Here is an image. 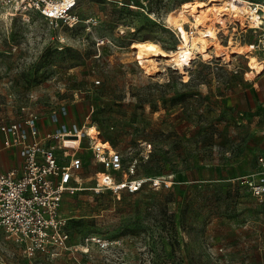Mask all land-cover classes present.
I'll return each instance as SVG.
<instances>
[{
    "label": "rangeland",
    "instance_id": "1",
    "mask_svg": "<svg viewBox=\"0 0 264 264\" xmlns=\"http://www.w3.org/2000/svg\"><path fill=\"white\" fill-rule=\"evenodd\" d=\"M183 1L78 0L72 26L0 7V122L35 112L42 131L66 123L84 132L77 151L57 150L83 162L61 205L66 243L29 255L0 231V264H264V201L238 181L257 171L264 144L245 96L250 52L234 62L196 58L185 78L162 57L146 73L132 47L175 48L165 21ZM237 33L221 39L254 45L264 59L262 29ZM89 126L120 156L105 186Z\"/></svg>",
    "mask_w": 264,
    "mask_h": 264
},
{
    "label": "built area",
    "instance_id": "2",
    "mask_svg": "<svg viewBox=\"0 0 264 264\" xmlns=\"http://www.w3.org/2000/svg\"><path fill=\"white\" fill-rule=\"evenodd\" d=\"M64 0H0V7L10 16L30 19V12L39 13L49 21L65 20L70 26L79 21L74 12L78 0L64 5ZM264 73V72H263ZM65 111L60 114H66ZM52 120L59 121L53 113ZM83 129L76 124L62 123L53 131H42L38 127V115L30 112L23 121L0 122V164L3 155L9 152L16 157L14 165L0 166V231L28 249L29 255L35 250H47L53 244L64 245L68 239L65 231L67 217L61 213L65 193H74L76 172L83 165L82 159L70 156L64 151L61 162L58 148L77 151V145L69 143L71 137L82 139ZM80 146V144L78 145ZM107 171L99 185L112 182L109 169L120 166L119 154L110 156L97 154ZM258 169L240 176L243 184L259 201H264V155L257 158ZM140 181L129 183L130 191L139 188Z\"/></svg>",
    "mask_w": 264,
    "mask_h": 264
},
{
    "label": "bare ground",
    "instance_id": "3",
    "mask_svg": "<svg viewBox=\"0 0 264 264\" xmlns=\"http://www.w3.org/2000/svg\"><path fill=\"white\" fill-rule=\"evenodd\" d=\"M71 1L64 0L63 3L67 5ZM165 22L174 28L178 35L179 44L175 48L167 50L153 40L132 43L136 50V59L146 73H152L147 63L155 65L156 59L162 57L174 63L179 72L187 78L186 65H190L196 58L203 60L223 58L234 62L236 60L234 55H243L245 50L250 52L247 55L249 60L245 78L254 79L264 72V59H259L251 51L254 45L244 44L232 36L227 43L221 39V32L229 34L231 30L238 31L237 34L249 28L264 31V2L254 4L251 0H185L179 8L168 13ZM87 134L94 140L93 147L101 152L104 150L108 153L114 152L110 141L101 139L100 132L95 126H89ZM67 142L80 148L78 145L81 140L77 136L71 137ZM99 175L101 179L105 178L102 171ZM118 184L120 187L125 185L124 182Z\"/></svg>",
    "mask_w": 264,
    "mask_h": 264
},
{
    "label": "crops",
    "instance_id": "4",
    "mask_svg": "<svg viewBox=\"0 0 264 264\" xmlns=\"http://www.w3.org/2000/svg\"><path fill=\"white\" fill-rule=\"evenodd\" d=\"M245 82L247 86L245 90V96L249 109L255 113V117L258 121L264 123V73L258 75L254 79L245 78ZM53 129L55 130V128ZM261 148H262V152L259 155H264V144L262 145ZM16 160H17L16 157L11 155L9 152H6L3 155L0 166H2L3 168L12 166L15 164ZM257 169H258V163H257ZM249 173L252 172H248L246 174Z\"/></svg>",
    "mask_w": 264,
    "mask_h": 264
},
{
    "label": "trees",
    "instance_id": "5",
    "mask_svg": "<svg viewBox=\"0 0 264 264\" xmlns=\"http://www.w3.org/2000/svg\"><path fill=\"white\" fill-rule=\"evenodd\" d=\"M174 227V230H175V226L173 225V223H172V228Z\"/></svg>",
    "mask_w": 264,
    "mask_h": 264
}]
</instances>
